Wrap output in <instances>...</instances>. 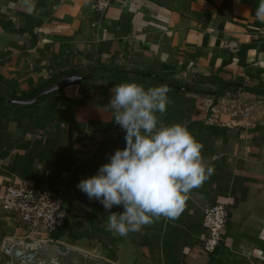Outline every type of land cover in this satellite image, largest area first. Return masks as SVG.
<instances>
[{
	"label": "crops",
	"instance_id": "1",
	"mask_svg": "<svg viewBox=\"0 0 264 264\" xmlns=\"http://www.w3.org/2000/svg\"><path fill=\"white\" fill-rule=\"evenodd\" d=\"M95 2L0 0V98L6 102L0 104V198L19 181L49 191L67 213L56 241L116 264L261 263L264 37H254L264 25L255 15L260 0H114L102 13ZM100 66L143 74L135 83L145 89L190 86L168 92L163 123L186 125L204 146V164L214 169L191 191L178 218H162L126 237L108 232L109 213L76 187L97 174L106 155L125 147V132L107 108L118 84L87 74ZM73 75L81 79L36 104H8ZM214 79L232 86L214 96ZM239 93L249 120L235 127L208 121L212 105L220 109L225 96ZM217 203L226 209V224L221 244L206 254L203 210ZM6 238L23 240L24 232L0 209V264H9L1 251Z\"/></svg>",
	"mask_w": 264,
	"mask_h": 264
},
{
	"label": "clouds",
	"instance_id": "2",
	"mask_svg": "<svg viewBox=\"0 0 264 264\" xmlns=\"http://www.w3.org/2000/svg\"><path fill=\"white\" fill-rule=\"evenodd\" d=\"M255 15L264 23V0ZM170 90L167 85L145 89L135 82L112 88L107 108L125 132V147L106 155L108 162L97 174L76 187L109 213L106 230L114 235L126 237L162 218H178L191 191L214 171L204 164V146L186 125L163 123ZM114 206L123 211L112 212Z\"/></svg>",
	"mask_w": 264,
	"mask_h": 264
},
{
	"label": "built area",
	"instance_id": "3",
	"mask_svg": "<svg viewBox=\"0 0 264 264\" xmlns=\"http://www.w3.org/2000/svg\"><path fill=\"white\" fill-rule=\"evenodd\" d=\"M113 1L96 0L94 8L102 13ZM254 37H264V25ZM224 48L235 52L238 45L225 43ZM217 105L219 104L210 107L208 119L210 123L235 127L250 118V107L241 93L225 96L220 109L216 108ZM0 209L16 218L18 228L24 232L25 241L49 240V235L62 228L67 219V213L57 196L47 190L35 188L26 181L12 183L4 188L0 198ZM226 218V209L222 204L217 203L204 208L202 219L205 230V237L202 240L204 253L213 254L221 244Z\"/></svg>",
	"mask_w": 264,
	"mask_h": 264
},
{
	"label": "water",
	"instance_id": "4",
	"mask_svg": "<svg viewBox=\"0 0 264 264\" xmlns=\"http://www.w3.org/2000/svg\"><path fill=\"white\" fill-rule=\"evenodd\" d=\"M86 76L84 79H89ZM80 76H69L46 87L42 94L79 81ZM35 99L19 101V104H33ZM1 251L9 259V264H116L106 258L91 254L80 248L56 240L25 241L6 238Z\"/></svg>",
	"mask_w": 264,
	"mask_h": 264
},
{
	"label": "trees",
	"instance_id": "5",
	"mask_svg": "<svg viewBox=\"0 0 264 264\" xmlns=\"http://www.w3.org/2000/svg\"><path fill=\"white\" fill-rule=\"evenodd\" d=\"M94 73H98V78L102 79V80H110L111 82H114L116 84H120V83H125V82H137V77H143V74L140 73H130V72H124V71H117L114 69H109L105 66H100L98 68H95L94 70L91 71V73H87L88 75H93ZM213 82V80H211ZM217 81L214 79L213 83H216ZM217 83H219V88L213 93L214 96H219L222 95L224 90L228 87H231L232 85L226 82H222V81H218ZM171 90L170 91H174V92H187L190 91V86L184 84V83H167L166 84ZM46 87H42L40 89L34 90L33 92H31L28 95H24L22 97H12L10 99V102H8V104L12 105V106H26L23 104H18V102L20 100H31V99H35L34 104H36L37 102L41 101L43 98L46 97L45 94H42L43 90ZM6 102H4L1 98H0V104L4 105ZM57 231V230H56ZM53 232L52 234V239L53 240H59L60 236L57 232Z\"/></svg>",
	"mask_w": 264,
	"mask_h": 264
},
{
	"label": "rangeland",
	"instance_id": "6",
	"mask_svg": "<svg viewBox=\"0 0 264 264\" xmlns=\"http://www.w3.org/2000/svg\"><path fill=\"white\" fill-rule=\"evenodd\" d=\"M257 264V263H256ZM259 264H264V260L263 261H261V263H259Z\"/></svg>",
	"mask_w": 264,
	"mask_h": 264
}]
</instances>
